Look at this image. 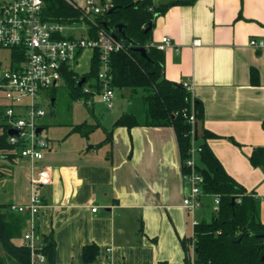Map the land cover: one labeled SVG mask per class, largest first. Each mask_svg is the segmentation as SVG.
I'll return each mask as SVG.
<instances>
[{"label":"crops","instance_id":"obj_1","mask_svg":"<svg viewBox=\"0 0 264 264\" xmlns=\"http://www.w3.org/2000/svg\"><path fill=\"white\" fill-rule=\"evenodd\" d=\"M163 36L174 45L163 51L165 77L189 84L202 106L198 133L216 135L208 146L224 170L259 199L264 222V165L249 161L255 147H264V49L248 43L264 38V0H191L170 6L155 18L152 43ZM85 50L73 67L78 74L89 69L78 70ZM9 59L10 66L11 51ZM8 103L0 90L4 111ZM122 113L131 112L115 113L103 125L110 141L103 138L85 148L88 135L70 128L68 136L48 142L33 166L17 149L12 155L0 152V205L27 203L32 168L50 170L51 182L37 189L43 206L36 228L41 237L51 234L56 264H184L193 240L186 246L183 240L192 236L196 222L211 218L210 196L191 212L181 206L188 187L181 178L174 129L145 125L144 106L135 115L137 125L114 126ZM90 244L98 253L85 262L82 249Z\"/></svg>","mask_w":264,"mask_h":264},{"label":"trees","instance_id":"obj_2","mask_svg":"<svg viewBox=\"0 0 264 264\" xmlns=\"http://www.w3.org/2000/svg\"><path fill=\"white\" fill-rule=\"evenodd\" d=\"M191 0H170L154 3L152 0H114L111 12L100 16L99 24L89 27V34L94 37L100 27L110 31L120 42L118 50L108 56L111 88H128L132 93L142 91L145 112V125L171 126L174 129L181 161L188 157L191 145V124L189 115L195 116L196 124L202 119V106L193 98L182 81L176 82L165 77L164 52L152 46V27L155 18L163 14L168 7L189 3ZM151 7V9H150ZM82 11L66 0H43L42 17L46 21L69 23L81 19ZM101 19V20H100ZM120 21L124 25L119 29ZM144 49L142 54L138 48ZM11 51V50H10ZM13 53V50H12ZM11 53V54H12ZM11 68L15 67V58L11 59ZM100 69L99 52H92L89 69L78 74L66 68L63 74L64 85L70 99L87 100L91 92H84L83 87L98 89L100 86L97 74ZM84 80L83 82H81ZM81 82V83H80ZM55 87L48 88L53 97ZM51 97V98H52ZM86 102V101H85ZM5 111L0 107V152L10 155L16 147L8 141V126L5 123ZM138 121L132 113H122L113 123L114 126H125L130 129ZM95 126V125H94ZM264 128V122L262 123ZM93 129L86 121L74 124L71 132L87 136ZM111 132H107L103 143L110 141ZM216 135L208 130L201 134L196 131L195 141L202 147L198 157V170L203 176V191L219 196V207L212 211L209 220H200L193 226V235L183 240L186 246L193 240L194 254L192 259L185 256L184 264H264V222L260 220L259 199L239 184L222 167L207 144L209 138ZM10 157V156H9ZM253 166L264 165V147H255L249 155ZM26 226V216L9 211L8 205H0V243L4 254L17 264H30L29 247L23 242H16L22 236ZM40 251L46 256L47 264L55 262V242L51 234L45 235ZM98 253L94 244L85 245L82 259L92 261ZM2 257H0V262ZM158 264H167L161 261Z\"/></svg>","mask_w":264,"mask_h":264},{"label":"built area","instance_id":"obj_3","mask_svg":"<svg viewBox=\"0 0 264 264\" xmlns=\"http://www.w3.org/2000/svg\"><path fill=\"white\" fill-rule=\"evenodd\" d=\"M82 11L81 19L69 23L46 21L42 17L43 0H0V48L13 50L11 58H15V67L9 66L0 73V90L8 100L5 110V123L8 129L16 133L8 134V141L14 145L21 157L27 158L32 166L42 158L48 146L42 137L39 120L45 115L39 98L44 97L48 88L63 83L66 68L73 69L79 54L85 50H97L100 57V67L97 77L100 83L98 89L83 87L84 92H91L98 96L107 107L112 106L114 89L110 87L108 73V56L120 48V42L114 35L103 27L96 30L94 37L89 34V27L99 24V17L109 12L114 6V0H84L78 5L66 0ZM159 0H152L156 3ZM151 9V7H150ZM101 20V19H100ZM194 41V44L198 43ZM249 45L264 49V38H251ZM157 49L164 51L174 46L171 39L163 36L158 43H150ZM187 89L189 84L182 82ZM87 103L91 99L86 100ZM191 124V145L188 157L180 163L182 180L187 184L188 191L183 196L181 206L186 211H193L202 206L206 196L212 198V209L219 207V196L203 191V176L198 170L197 155L202 147L195 141L196 119L192 113L188 117ZM51 182L50 170L46 167L32 168L30 176V195L27 203L8 204L9 211L26 216V226L23 232V243L29 247L30 264H46V256L40 251L43 238L37 232L36 220L40 208L43 206L41 197L37 193L39 185ZM92 211L96 207L91 208ZM193 235V233H192ZM194 244L191 243L192 259Z\"/></svg>","mask_w":264,"mask_h":264},{"label":"rangeland","instance_id":"obj_4","mask_svg":"<svg viewBox=\"0 0 264 264\" xmlns=\"http://www.w3.org/2000/svg\"><path fill=\"white\" fill-rule=\"evenodd\" d=\"M71 1L78 5H82L84 2V0ZM9 54V50L0 48V73L9 67ZM90 54V50H85L82 53L78 61L80 63L78 68L79 71H86L88 69ZM100 69L103 68L100 67ZM141 94V90L132 93L128 88L115 89L112 108L109 109L100 101L98 96H94L91 103H87V101L82 98L75 100L70 99L64 83L60 82L58 86L55 87L53 97L47 92L44 97L39 98L41 107L45 110V116L42 119L46 123V128L42 131L41 135L47 142L52 144L57 142V139L68 136L70 133L69 130L73 124L87 121L88 124L93 126V129L88 134V138H86L88 139V143L85 148H87L92 142H98L104 138L105 133L103 125L106 127L109 125L107 119H109L111 115H115V113L119 115L122 111L131 112L134 115L139 113L141 115L143 112V103L140 98ZM51 100L53 101L51 102ZM67 144H70V141H68ZM97 147L100 148L101 146L98 145ZM104 149L105 147H101L99 150ZM16 242H21V240H17ZM189 252L191 253V247H189ZM0 257H2L0 264H17L11 257L4 254L1 243Z\"/></svg>","mask_w":264,"mask_h":264},{"label":"water","instance_id":"obj_5","mask_svg":"<svg viewBox=\"0 0 264 264\" xmlns=\"http://www.w3.org/2000/svg\"><path fill=\"white\" fill-rule=\"evenodd\" d=\"M112 11V9L109 11V12H111ZM124 25V22L123 21H120L119 23H117V27L120 29L122 26ZM151 25H148V27L145 29V31H148L149 29H151ZM138 50L142 53V54H145V51H144V49L143 48H141V47H139L138 48ZM84 80H82L81 82H83ZM80 82V83H81ZM41 131V129L40 128H38L37 129V132H40ZM195 131H197V125H195ZM13 133H16L15 132V130H13V129H9L8 130V134H13ZM259 236H264V233H262V234H259ZM262 260H264V256L262 257Z\"/></svg>","mask_w":264,"mask_h":264}]
</instances>
